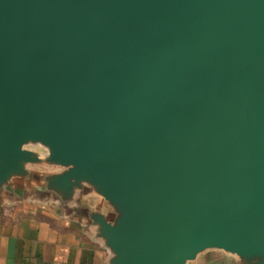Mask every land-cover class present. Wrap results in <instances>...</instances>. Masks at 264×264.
Masks as SVG:
<instances>
[{
  "label": "water",
  "instance_id": "water-1",
  "mask_svg": "<svg viewBox=\"0 0 264 264\" xmlns=\"http://www.w3.org/2000/svg\"><path fill=\"white\" fill-rule=\"evenodd\" d=\"M16 181L99 197L106 264H264V0H0Z\"/></svg>",
  "mask_w": 264,
  "mask_h": 264
},
{
  "label": "crops",
  "instance_id": "crops-1",
  "mask_svg": "<svg viewBox=\"0 0 264 264\" xmlns=\"http://www.w3.org/2000/svg\"><path fill=\"white\" fill-rule=\"evenodd\" d=\"M85 209L106 213L93 194L61 206L33 183L16 181L10 190H0V264H106L108 251Z\"/></svg>",
  "mask_w": 264,
  "mask_h": 264
},
{
  "label": "rangeland",
  "instance_id": "rangeland-1",
  "mask_svg": "<svg viewBox=\"0 0 264 264\" xmlns=\"http://www.w3.org/2000/svg\"><path fill=\"white\" fill-rule=\"evenodd\" d=\"M238 259L234 255H229L223 251L209 250L201 253L194 261L188 264H237Z\"/></svg>",
  "mask_w": 264,
  "mask_h": 264
}]
</instances>
